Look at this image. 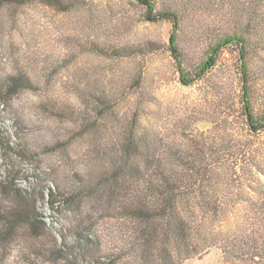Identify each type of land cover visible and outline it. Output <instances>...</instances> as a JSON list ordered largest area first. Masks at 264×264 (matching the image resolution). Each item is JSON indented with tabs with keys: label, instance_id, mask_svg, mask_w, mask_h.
Listing matches in <instances>:
<instances>
[{
	"label": "trees",
	"instance_id": "trees-1",
	"mask_svg": "<svg viewBox=\"0 0 264 264\" xmlns=\"http://www.w3.org/2000/svg\"><path fill=\"white\" fill-rule=\"evenodd\" d=\"M137 1L144 20L171 26L167 49L185 84L208 83L221 99L227 90L218 76L221 58L227 50L236 55L237 107L249 134H264V0ZM34 2L66 13L86 1L0 0V11ZM78 42L85 51L143 66L102 87L79 82L75 103L50 94L38 105L43 114L73 124L55 131L43 151L70 156L77 140L87 141L76 155L85 168L64 158L68 170L47 191L52 207L63 206L76 219L74 250L94 241L89 228L98 224L110 241V260L182 264L218 248L222 264H264L262 150L224 128L209 139L188 134L179 141L148 123L157 95L149 91L144 65L163 51L161 41L86 35ZM45 83L24 72L7 76L0 80V99L22 90L44 91L50 84ZM222 105L232 106L227 100ZM21 148L30 153L28 146ZM64 243L46 232L32 199L0 179V251L17 245L45 257Z\"/></svg>",
	"mask_w": 264,
	"mask_h": 264
},
{
	"label": "rangeland",
	"instance_id": "rangeland-1",
	"mask_svg": "<svg viewBox=\"0 0 264 264\" xmlns=\"http://www.w3.org/2000/svg\"><path fill=\"white\" fill-rule=\"evenodd\" d=\"M85 1L83 7L66 13L36 2L5 6L0 11V80L24 72L50 83L44 91L22 90L0 99V179L9 180L15 189L32 199L46 232L65 242L57 254L45 257L12 245L4 253L0 251V264H132L131 260L107 258L111 246L103 225L91 226L89 232L94 241L85 250L75 251L76 219L65 207H52L47 195L48 188L68 170L64 158H72L75 167L85 168L86 162L76 155L87 141L77 140L70 156L43 151V144L52 141L55 131L60 127L69 129L73 124L60 123L43 114L39 103L50 94L75 103L79 82L102 87L131 76L143 66L139 60L107 59L85 51L78 41L86 35L122 41L151 39L165 44L163 51L151 55L144 65L148 68L149 91L157 95L149 112L151 126L179 141L188 134L209 139L224 128L237 141L251 138L264 158V134L251 136L237 107L241 85L234 70L236 55L231 50L221 58L218 76L225 79L227 90L218 99L208 83L181 81L167 49L171 26L144 20V7L137 0ZM226 100L231 107L222 105ZM22 145L28 146L30 153L23 152ZM182 264H222L221 252L213 248Z\"/></svg>",
	"mask_w": 264,
	"mask_h": 264
}]
</instances>
